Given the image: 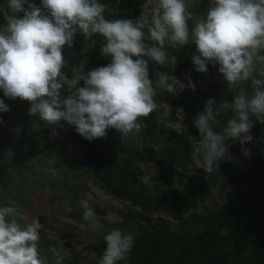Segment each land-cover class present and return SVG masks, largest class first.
Masks as SVG:
<instances>
[{
  "label": "clouds",
  "instance_id": "9594fccd",
  "mask_svg": "<svg viewBox=\"0 0 264 264\" xmlns=\"http://www.w3.org/2000/svg\"><path fill=\"white\" fill-rule=\"evenodd\" d=\"M7 8L6 25L0 29V91L6 98L29 102V115L53 126V135L61 122L89 141L106 137L109 129L123 136L140 131L142 118L157 108L156 89L172 96L186 88L195 91L191 70L184 77L187 83L168 71L153 70L155 79L150 78V64L168 62L166 42L184 47L191 40L196 46L195 70L207 74L209 65H218L228 90L235 93L230 103L233 115L221 130L216 125L222 123V105L214 99L197 113L193 127L200 139L191 161L207 173L216 172L220 161L231 158L230 142H238L242 154L250 156L246 145L253 141L252 118L264 124V0H211L206 15L191 29L193 16L185 0H156L150 16L141 12L134 20L107 19L108 5L98 0H41L40 5L34 0H7ZM77 35L85 40L103 37L101 52L110 63L85 72L83 62L73 68L70 78L64 71L63 50L74 45ZM0 111H9L4 99ZM51 141L55 153L66 150L56 146L52 137ZM55 184L49 177L42 182L52 190ZM80 204L85 209L83 219L94 220L88 201ZM24 219L15 204L0 207V264H42L41 225L38 220L22 224ZM104 240L99 264H119L134 245L133 237L119 228ZM52 251L70 258L67 249Z\"/></svg>",
  "mask_w": 264,
  "mask_h": 264
},
{
  "label": "trees",
  "instance_id": "16d2710c",
  "mask_svg": "<svg viewBox=\"0 0 264 264\" xmlns=\"http://www.w3.org/2000/svg\"><path fill=\"white\" fill-rule=\"evenodd\" d=\"M199 1L197 12L202 18L211 0ZM34 2L41 4V0ZM98 2L108 5L105 12L107 19L134 20L141 12L145 14V0ZM0 13L8 15L7 0H0ZM194 23V19L189 22L190 29ZM74 42L76 53L83 51L82 56L88 58V64L84 65L85 72L110 63L109 58L101 52L100 47L105 42L103 37L97 35L85 40L77 35ZM164 49L168 53V62L164 66L150 64V78L155 79L151 75L153 70L170 72L173 59L177 62L176 73L180 80L189 70L194 80L205 74L195 70L193 55L187 56L188 51L196 53V46L191 44V40L184 47L166 42ZM63 55L66 61L64 71L71 78L73 68L81 64L73 60L75 54ZM218 67L209 65L208 73ZM213 79L211 90L197 89L191 93H181L172 100L165 90L156 89L154 102L157 107L170 102V115L162 117L160 111L154 110L150 116L143 118L144 127L140 131L122 137V141H112L107 137L91 141L83 138L85 145L73 141L75 146L82 145L86 152L90 179L108 196L139 210L136 215L128 213L124 216L125 223L132 221V226L138 231L132 236L134 245L131 252L119 264H264V124L252 118L254 127L251 134L256 137L259 147L246 167H239L232 160L224 159L223 167L213 173L196 168L190 159L193 140L199 138L193 122L180 126V140L169 139L166 135V125L179 122L178 112L184 111L186 116L196 118L209 99H214L217 105L228 107L222 109L219 118L222 123L216 125L217 130H221L227 119L232 117L230 103L235 93L224 95L221 92L218 83L225 80L218 72ZM243 87L251 91L247 84ZM65 94L73 93L65 90ZM22 136L21 145L26 148L24 157L0 158L2 189H7V178L12 170L21 176L28 170L29 161L56 151L48 127H40L30 134L24 130ZM113 144L117 145L119 155L112 154ZM146 168L150 170L149 180ZM61 172L66 175L65 169ZM221 180L227 182L231 189L227 201L215 203L210 209L199 212L200 203L218 188ZM45 182L47 178L43 180ZM51 203L56 205L54 197ZM93 210L95 215L108 214V211L100 208ZM163 210L176 215L179 222L174 230L169 222L162 220L149 223L150 217ZM76 215L75 212L70 217ZM40 221L46 227L48 218L43 217ZM88 248L101 257L106 242ZM76 262L77 258L65 257L60 264Z\"/></svg>",
  "mask_w": 264,
  "mask_h": 264
},
{
  "label": "rangeland",
  "instance_id": "374dc122",
  "mask_svg": "<svg viewBox=\"0 0 264 264\" xmlns=\"http://www.w3.org/2000/svg\"><path fill=\"white\" fill-rule=\"evenodd\" d=\"M155 3L156 0H145V15L150 16L151 7ZM199 3V0H185L186 8L192 13L195 22L200 19L197 12ZM5 16L4 13H0V29L6 25ZM76 52L75 43L72 47L65 46L63 50L65 54H75L73 60L78 61L80 64L86 62L84 63L86 66L88 58L82 56L83 51H80L79 54ZM193 54L195 52L188 51L187 56L189 57ZM176 71L177 62L173 59L169 74L177 77ZM217 72L218 69L204 74L195 80L191 73L192 81L195 84V91L197 89L211 90L212 83L215 81L213 75ZM184 82L187 83V81ZM218 84L224 95L232 93V91L228 90L226 81ZM191 92L194 91L186 88L182 94ZM156 94L157 92L154 91L153 97ZM167 96L170 100L175 97L169 94ZM0 99H4L9 107V111L7 112L0 111V158L4 156L11 159L16 157L22 158L26 152V148L21 145L22 132L27 130V133L30 134L43 126L48 127L53 132L51 128L53 126L39 120L38 117L30 116L28 112L30 107L29 102L18 98H6L2 91H0ZM227 108V106L222 105L223 110ZM155 111H160L162 117H168L171 113L170 102L157 107ZM177 116L179 118L178 123L166 125V135L169 139L180 140V126L183 123L191 124L195 119L186 116L184 111L178 112ZM61 123L63 126L55 129L57 134H52V139L55 140L56 146L65 148L66 150L59 153L49 152L42 157L34 158L28 162V170L21 176L17 171L12 170L7 178V189L0 188V207L12 206L13 204L18 206L19 211L25 217L21 221L22 224L30 223L33 220L39 221L41 228L39 229L40 240L38 241V251L42 264H60L61 260L64 259L61 256H57L52 249L61 252L65 249L69 250L70 257L77 258L76 264H99L101 257L90 251L88 247L93 244L106 242L104 240L105 235L115 228H119L123 233L130 234L131 236L136 235L138 230L132 226L133 222L125 223L124 216L128 213L136 215L139 210L133 209L128 204L108 196L104 190L90 179L86 167L89 163L86 152L83 150L82 145L77 148L74 147L75 142H73L76 140L85 145L83 137L75 129L70 130L69 127L71 125H68L67 122ZM251 135L253 136V141L246 145L250 150V156L248 157L242 154L238 142H230V160L239 167H246L259 147L256 137L253 134ZM106 137L112 141L118 139L122 141V137L125 138V136L115 131V129H109ZM199 139L200 137L193 141L191 151L194 147L199 146ZM97 147L101 148L100 145ZM113 147L112 154L119 155L120 151L117 145L113 144ZM225 159L229 158L225 157ZM91 163L94 164L93 162ZM223 165L224 162L220 161L219 168H222ZM63 169L66 170V175L62 174L61 171ZM145 171L147 173L150 172L147 168ZM47 177H49L51 182L56 183L57 188L55 190L42 185L43 180ZM149 179L148 173L147 180ZM230 190L228 183L221 180L218 188L213 190L212 194L204 202L200 203L198 211L210 209L215 203H224L230 195ZM53 197L59 200L56 202L55 209L52 208L53 205L51 203V198ZM84 199L88 201L91 209L100 208L108 211V214L106 216L95 215L94 220L85 221L83 219L85 209L80 204V201ZM75 212L77 213L75 217L69 216ZM43 217L48 218V223L44 229V225L40 221ZM149 219V223L157 220L169 222L173 230L179 222L176 215L169 210H163Z\"/></svg>",
  "mask_w": 264,
  "mask_h": 264
},
{
  "label": "bare ground",
  "instance_id": "6f19581e",
  "mask_svg": "<svg viewBox=\"0 0 264 264\" xmlns=\"http://www.w3.org/2000/svg\"><path fill=\"white\" fill-rule=\"evenodd\" d=\"M52 199V198H51ZM57 200V199H56ZM57 202V201H56Z\"/></svg>",
  "mask_w": 264,
  "mask_h": 264
}]
</instances>
